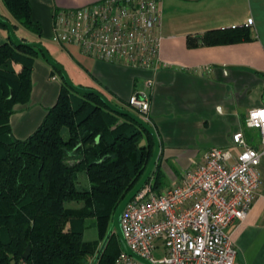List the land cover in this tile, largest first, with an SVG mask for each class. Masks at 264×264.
<instances>
[{
    "label": "crops",
    "instance_id": "1",
    "mask_svg": "<svg viewBox=\"0 0 264 264\" xmlns=\"http://www.w3.org/2000/svg\"><path fill=\"white\" fill-rule=\"evenodd\" d=\"M29 1L34 20L43 28L42 37H32V41L44 44L48 39L65 51H55V58L48 49L80 85L97 89L123 105L134 91L146 86L148 79L153 80L148 122L159 136L157 164L166 187L176 185L185 171L202 163L211 147L237 151L232 143L237 131H242L253 146L252 134L259 141V130L247 126L246 120L252 109L264 106V0H162L163 38L156 69L109 63L73 44L60 45L52 40L56 10L100 0ZM0 14L12 20L2 0ZM251 18L253 22L248 25ZM230 27L247 29L251 38L216 45L203 42L206 32ZM20 29L26 30L20 26L17 34ZM9 37L8 29L0 26V45ZM190 39L196 44L190 46ZM198 67L205 68L204 72H197ZM62 86L61 76L38 57L30 100L16 104L10 117L15 138L27 139L38 129L56 104ZM259 170L262 185L250 213L228 229L239 264H264V158Z\"/></svg>",
    "mask_w": 264,
    "mask_h": 264
},
{
    "label": "trees",
    "instance_id": "2",
    "mask_svg": "<svg viewBox=\"0 0 264 264\" xmlns=\"http://www.w3.org/2000/svg\"><path fill=\"white\" fill-rule=\"evenodd\" d=\"M2 1L12 20L4 18L15 31L21 26L42 37L29 0ZM250 38L247 29L230 27L206 32L203 42ZM195 42L190 39L189 45ZM40 56L45 59L40 49L16 45L11 37L0 45V264H91L99 249L85 240L87 220L94 219L102 243L117 207L148 167L154 139L98 96L75 93L63 79L58 100L38 129L27 139L15 138L10 117L16 104L30 100ZM150 181L158 193L166 187L158 164ZM121 250L114 232L97 264H116Z\"/></svg>",
    "mask_w": 264,
    "mask_h": 264
},
{
    "label": "built area",
    "instance_id": "3",
    "mask_svg": "<svg viewBox=\"0 0 264 264\" xmlns=\"http://www.w3.org/2000/svg\"><path fill=\"white\" fill-rule=\"evenodd\" d=\"M162 0H100L53 14L52 40L73 44L83 53L113 64L156 69L162 43ZM253 19L248 20V25ZM166 65V64H164ZM205 68L198 67L202 73ZM227 73V72H226ZM153 80L136 90L127 105L148 121ZM264 106L246 120L259 130L260 147L242 131L232 148L211 147L202 163L185 171L179 183L160 193L148 181L126 205L122 229L128 246L153 264H239L228 231L250 213L262 185L259 165L264 158ZM165 248L156 261L153 250ZM116 264H144L123 250Z\"/></svg>",
    "mask_w": 264,
    "mask_h": 264
},
{
    "label": "water",
    "instance_id": "4",
    "mask_svg": "<svg viewBox=\"0 0 264 264\" xmlns=\"http://www.w3.org/2000/svg\"><path fill=\"white\" fill-rule=\"evenodd\" d=\"M0 24H3L7 27L9 34H10V37L12 38L13 42L16 45L25 46V47H35V48L40 49L44 54L45 60L53 68L57 69L60 72L64 82L75 93L82 94V95H96V96H98L99 98L102 99V101L105 103L107 108L110 109L112 112L118 113L120 115H125V116L131 118L132 120H134L135 122L140 124L147 132H149L152 135V137L154 139V152H153V156L151 158V161H150L148 167L146 168L144 174L142 175L141 179L138 181V183L135 185V187L127 194V196L121 201V203L117 207V209L114 213V216H113V221H112V224L110 226V229H109L105 239L103 240L101 247H100L97 255L95 256L92 264L98 263L99 258L101 257L104 249L106 248V246L108 244L110 236L114 232L118 235L121 249L127 255L143 262L144 264H153L151 261L139 256L137 253H135L128 246L126 239L124 237L121 221H122V215H123V212H124L126 205L142 189V187L150 180V177H151V175L155 169V166L157 164V161H158V158L160 155L161 145H160L159 136H158L156 130L153 128V126L148 121L144 120L137 113L133 112L130 109L123 108V107L117 105L116 103L111 101L109 99V97L106 94H104L103 92H101L97 89H94V88L82 87V86L75 84L73 82L72 78L70 77V74L65 69V67L52 57L48 48L43 43L38 42V41H27V40H24L21 37H19L18 34L16 33L14 27H13V24L8 19L4 18L1 14H0ZM30 253H31V247L28 246L24 252V258L27 259L30 256Z\"/></svg>",
    "mask_w": 264,
    "mask_h": 264
},
{
    "label": "rangeland",
    "instance_id": "5",
    "mask_svg": "<svg viewBox=\"0 0 264 264\" xmlns=\"http://www.w3.org/2000/svg\"><path fill=\"white\" fill-rule=\"evenodd\" d=\"M1 1V0H0ZM18 35L19 37L21 38H25L27 41H32V37H37V35L35 34H32V32H29L27 30H19L18 31ZM44 44L47 46V48L51 51V53L53 54V56L55 58H57V56L55 55V51H58L59 53H65V51H63L62 49H60L57 45H55L51 40H45ZM63 51V52H62ZM53 57V58H54ZM54 58V59H55ZM57 61V59H55ZM60 63V62H59ZM62 64V63H61ZM63 65V64H62ZM64 66V65H63ZM65 67V66H64ZM66 69V67H65ZM66 70H69L66 69ZM69 73V71H68ZM70 74V77L72 78L73 82L79 86H82V87H86L84 85H80L75 77L72 75V73H69ZM125 107H127V109H130V110H133L132 108H130L127 104H123ZM250 142L255 144L256 147H260V144H259V141L256 140V137L254 136V134L251 135L250 137ZM164 185H165V182H163ZM82 185H84V183H82ZM85 186V185H84ZM72 205H76L75 203H72ZM77 206V205H76ZM79 207V206H78ZM85 240L90 244V246L92 248H98L100 249L101 247V244L100 243V237H99V232L97 230V227H96V224H95V221L94 219H88L87 222H86V229H85ZM153 256H154V259L156 261H161L163 260L166 256H167V253H166V250L165 248H163V246H159L157 247L156 249L153 250ZM94 258H92L91 260V264L93 262Z\"/></svg>",
    "mask_w": 264,
    "mask_h": 264
},
{
    "label": "snow or ice",
    "instance_id": "6",
    "mask_svg": "<svg viewBox=\"0 0 264 264\" xmlns=\"http://www.w3.org/2000/svg\"><path fill=\"white\" fill-rule=\"evenodd\" d=\"M260 115H264V114H260Z\"/></svg>",
    "mask_w": 264,
    "mask_h": 264
}]
</instances>
